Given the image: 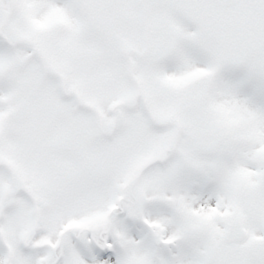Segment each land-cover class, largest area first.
Here are the masks:
<instances>
[{"label": "snow or ice", "instance_id": "snow-or-ice-1", "mask_svg": "<svg viewBox=\"0 0 264 264\" xmlns=\"http://www.w3.org/2000/svg\"><path fill=\"white\" fill-rule=\"evenodd\" d=\"M0 264H264V0H0Z\"/></svg>", "mask_w": 264, "mask_h": 264}]
</instances>
